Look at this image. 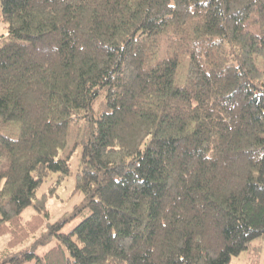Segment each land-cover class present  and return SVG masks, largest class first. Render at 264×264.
Returning a JSON list of instances; mask_svg holds the SVG:
<instances>
[{"label":"trees","instance_id":"1","mask_svg":"<svg viewBox=\"0 0 264 264\" xmlns=\"http://www.w3.org/2000/svg\"><path fill=\"white\" fill-rule=\"evenodd\" d=\"M0 6V120L20 126L0 131V264L36 256L10 250L73 173L74 120L83 199L39 264H231L264 235V0Z\"/></svg>","mask_w":264,"mask_h":264},{"label":"rangeland","instance_id":"2","mask_svg":"<svg viewBox=\"0 0 264 264\" xmlns=\"http://www.w3.org/2000/svg\"><path fill=\"white\" fill-rule=\"evenodd\" d=\"M7 34L6 23L1 18V6H0V36ZM187 68V60L182 59L178 70V76L182 77ZM82 120H74L70 127L69 142L65 149L61 151V155L67 157L70 154V161L72 165L73 173L69 175L64 183L58 190V194L50 197L48 199V209L50 212L49 217H47L46 222H54L63 218L66 214L74 211L76 205H78L82 199L83 194L76 191L75 181L76 172L79 163V154L81 151V146L77 144L75 146V140H78L82 136L81 131L83 127ZM20 126L16 121L3 122L0 120V131L10 133L12 135H17L19 133ZM50 180L44 182L40 187L38 194H41L45 189H47ZM36 208L31 205L27 207L23 212L24 220L29 219L34 213H36ZM89 213L88 209H82L75 216L67 220L61 227V231H70L81 219H83ZM45 224L36 234H34L30 239L24 243L18 245L14 249H11L12 255L15 251L25 249L26 247L33 248L36 253L32 259L27 260L21 264H39L38 256H43V254L49 250L57 240L56 235H52V238H47L43 236V232L49 228V224ZM9 235L0 236V250L7 248V241ZM258 246V247H256ZM3 264H13L12 260H8ZM231 264H264V235L255 238L252 243L250 250H244L239 255L233 256Z\"/></svg>","mask_w":264,"mask_h":264}]
</instances>
